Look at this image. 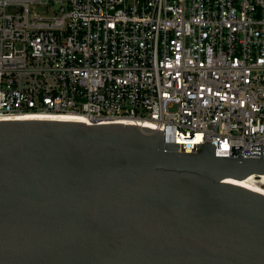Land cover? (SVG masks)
<instances>
[{"label": "water", "instance_id": "1", "mask_svg": "<svg viewBox=\"0 0 264 264\" xmlns=\"http://www.w3.org/2000/svg\"><path fill=\"white\" fill-rule=\"evenodd\" d=\"M112 123L0 122V264H264V145Z\"/></svg>", "mask_w": 264, "mask_h": 264}, {"label": "built area", "instance_id": "2", "mask_svg": "<svg viewBox=\"0 0 264 264\" xmlns=\"http://www.w3.org/2000/svg\"><path fill=\"white\" fill-rule=\"evenodd\" d=\"M41 114L149 120L169 143L252 153L264 0H0V122Z\"/></svg>", "mask_w": 264, "mask_h": 264}, {"label": "bare ground", "instance_id": "3", "mask_svg": "<svg viewBox=\"0 0 264 264\" xmlns=\"http://www.w3.org/2000/svg\"><path fill=\"white\" fill-rule=\"evenodd\" d=\"M31 119H41V120H63V121H74V122H82L85 124L91 125L88 120L81 116L76 114H63L61 116L59 115H50V114H41V115H30L23 118H18L16 120H31ZM107 123H124V124H131L134 125L140 124L141 127L152 129L154 126L151 124V121L149 120H143L138 122L137 120H133L132 118H124L122 120H118L115 122H107ZM242 182L255 190L256 192L264 195V175H251L250 177L243 179Z\"/></svg>", "mask_w": 264, "mask_h": 264}]
</instances>
